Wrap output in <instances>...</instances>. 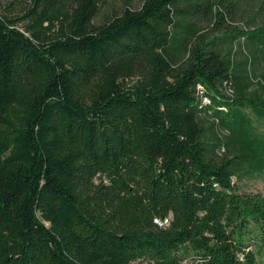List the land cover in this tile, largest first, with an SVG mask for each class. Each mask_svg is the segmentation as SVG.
Wrapping results in <instances>:
<instances>
[{"label": "trees", "instance_id": "obj_1", "mask_svg": "<svg viewBox=\"0 0 264 264\" xmlns=\"http://www.w3.org/2000/svg\"><path fill=\"white\" fill-rule=\"evenodd\" d=\"M31 1L0 3V264H264L240 186L264 178V24L201 32L235 0Z\"/></svg>", "mask_w": 264, "mask_h": 264}, {"label": "rangeland", "instance_id": "obj_2", "mask_svg": "<svg viewBox=\"0 0 264 264\" xmlns=\"http://www.w3.org/2000/svg\"><path fill=\"white\" fill-rule=\"evenodd\" d=\"M235 5L228 8L226 19L223 23L216 24V20H207L201 23V32H203L208 37H213V35L218 36L223 33L230 32L232 29H241L245 31H252L257 27L264 24V0H235ZM142 2V0H106L102 7L101 14L98 17V21L103 20L104 16L110 15L114 12H119L126 5H131L132 7H137ZM3 11L12 15L13 17L20 18L25 15L28 8L32 6L31 0H0ZM24 23H19L22 26ZM240 50L239 41H236L232 47L233 53L236 54ZM247 50V47H246ZM248 51V50H247ZM246 51H243L245 55ZM235 58L239 59L236 55ZM243 56V55H242ZM264 65V64H263ZM262 69L257 67V76L260 75ZM224 94L230 96L232 91L230 88H226ZM208 103V102H207ZM207 126H212V121L209 119L205 120ZM241 192L248 193H260L264 195V178L255 179H242L240 182Z\"/></svg>", "mask_w": 264, "mask_h": 264}, {"label": "bare ground", "instance_id": "obj_3", "mask_svg": "<svg viewBox=\"0 0 264 264\" xmlns=\"http://www.w3.org/2000/svg\"><path fill=\"white\" fill-rule=\"evenodd\" d=\"M209 98H204V102H208L209 103Z\"/></svg>", "mask_w": 264, "mask_h": 264}]
</instances>
